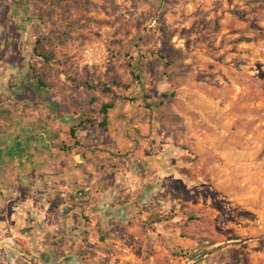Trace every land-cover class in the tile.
<instances>
[{
  "label": "rangeland",
  "instance_id": "374dc122",
  "mask_svg": "<svg viewBox=\"0 0 264 264\" xmlns=\"http://www.w3.org/2000/svg\"><path fill=\"white\" fill-rule=\"evenodd\" d=\"M71 33L93 48L89 93L129 102L135 122L144 112L163 171L150 210L78 249L82 259L25 261L3 242L0 264H264V0H0V73L19 64L0 81L18 103L31 81L78 78L35 66L34 52L69 62L42 49ZM18 103L1 116H20Z\"/></svg>",
  "mask_w": 264,
  "mask_h": 264
},
{
  "label": "crops",
  "instance_id": "0c3cea01",
  "mask_svg": "<svg viewBox=\"0 0 264 264\" xmlns=\"http://www.w3.org/2000/svg\"><path fill=\"white\" fill-rule=\"evenodd\" d=\"M67 40L42 50L66 53L69 62L41 56L35 66L68 68L78 78L52 75L50 89L31 81L30 93L19 103L0 81V109L25 107L12 120L0 111V243L6 242L9 256L25 261L82 259L78 249L118 232L137 210L150 206L165 162L155 157L154 144L146 138L149 125H140L144 112L137 111L135 126L136 111L118 97L106 116L100 113L108 99L95 102L82 73L90 64L83 61L84 53L93 52L89 39L71 33ZM6 65L0 76L19 64ZM15 77L9 78L15 82Z\"/></svg>",
  "mask_w": 264,
  "mask_h": 264
},
{
  "label": "trees",
  "instance_id": "16d2710c",
  "mask_svg": "<svg viewBox=\"0 0 264 264\" xmlns=\"http://www.w3.org/2000/svg\"><path fill=\"white\" fill-rule=\"evenodd\" d=\"M34 55L37 56V57H41L40 55H38L36 52H34ZM42 58V57H41ZM45 61H47L48 59H44ZM31 74L33 75V69L31 68ZM133 76L136 78V79H139L138 76L134 75ZM38 84L40 85V87H44V85L38 81ZM112 108V105L111 104H105V105H102L101 108H100V113L103 115V116H106V112L108 110H110ZM163 220H166V219H163ZM154 222L156 223H160L161 220H158L156 219ZM213 245V244H212Z\"/></svg>",
  "mask_w": 264,
  "mask_h": 264
}]
</instances>
